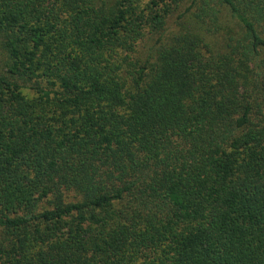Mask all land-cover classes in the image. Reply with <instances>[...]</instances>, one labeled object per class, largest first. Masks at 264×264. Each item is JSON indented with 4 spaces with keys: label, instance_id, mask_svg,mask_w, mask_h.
Here are the masks:
<instances>
[{
    "label": "trees",
    "instance_id": "1",
    "mask_svg": "<svg viewBox=\"0 0 264 264\" xmlns=\"http://www.w3.org/2000/svg\"><path fill=\"white\" fill-rule=\"evenodd\" d=\"M141 2L0 0V264H264V0Z\"/></svg>",
    "mask_w": 264,
    "mask_h": 264
},
{
    "label": "rangeland",
    "instance_id": "2",
    "mask_svg": "<svg viewBox=\"0 0 264 264\" xmlns=\"http://www.w3.org/2000/svg\"><path fill=\"white\" fill-rule=\"evenodd\" d=\"M149 1L150 0H142L140 6L142 8L145 7ZM190 2H191V0H181V7L183 8V11L189 6ZM138 4H139V2H138ZM180 13H181V11H177L171 16V18L169 20V24L171 26H173L175 28L177 27V21L179 20L178 17H179ZM237 30H238V25H237L236 21L233 20L230 17V15L228 14V12L225 11L221 15V19L219 22L218 29L216 31H213V32L206 31L204 36H205L206 41L209 43V45L211 46L212 49H214L216 51H221L223 46L225 45L226 41L229 39L228 37L230 36V34L231 35L234 34ZM151 44H152V41L149 39V36L144 37L140 41L139 46L137 47L138 53L140 54V52H141V54H142L143 52L149 51L148 49L150 48ZM0 54H2V51H0ZM111 54H117L116 56L113 55L114 57H112L115 59L114 61H112V63L117 65V63L119 61H122L125 58V54H128V52L126 51L125 48L120 47L118 50L113 51ZM31 86H32V84L28 83L25 85V87L23 89V91L26 95L25 97L27 99H32L36 96L35 91L30 88Z\"/></svg>",
    "mask_w": 264,
    "mask_h": 264
}]
</instances>
